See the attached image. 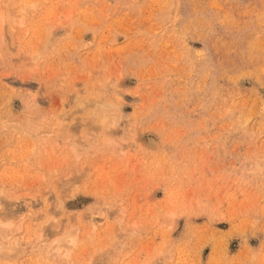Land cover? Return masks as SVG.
Masks as SVG:
<instances>
[{
    "label": "rangeland",
    "instance_id": "374dc122",
    "mask_svg": "<svg viewBox=\"0 0 264 264\" xmlns=\"http://www.w3.org/2000/svg\"><path fill=\"white\" fill-rule=\"evenodd\" d=\"M208 263L264 264V0H0V264Z\"/></svg>",
    "mask_w": 264,
    "mask_h": 264
},
{
    "label": "bare ground",
    "instance_id": "6f19581e",
    "mask_svg": "<svg viewBox=\"0 0 264 264\" xmlns=\"http://www.w3.org/2000/svg\"><path fill=\"white\" fill-rule=\"evenodd\" d=\"M90 103V102H89ZM99 104V103H98ZM99 106H100V104H99ZM97 111V110H96ZM96 114V112L94 113V115ZM95 117V116H94ZM93 117V118H94ZM104 119H105V117H103ZM102 122H103V120H102ZM76 191V190H75ZM65 234V233H64ZM69 235L68 234H65L64 236H62V237H59V238H57V240H55V242L57 243V249H56V251L58 252L59 251V248H60V246L62 245V243L65 241V239L68 237ZM56 248V247H55ZM209 264V263H208Z\"/></svg>",
    "mask_w": 264,
    "mask_h": 264
}]
</instances>
